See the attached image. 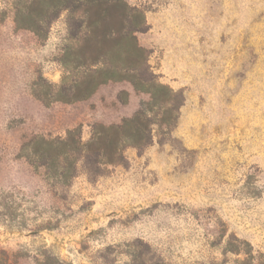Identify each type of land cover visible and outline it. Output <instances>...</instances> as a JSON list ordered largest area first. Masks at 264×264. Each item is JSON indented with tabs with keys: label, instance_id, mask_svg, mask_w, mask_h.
<instances>
[{
	"label": "rangeland",
	"instance_id": "obj_1",
	"mask_svg": "<svg viewBox=\"0 0 264 264\" xmlns=\"http://www.w3.org/2000/svg\"><path fill=\"white\" fill-rule=\"evenodd\" d=\"M128 3L143 13L140 72L173 89L168 104L125 81L63 100L88 72L78 28L64 11L38 36L16 22L31 0H0V264L263 259L264 0ZM137 112L149 141L116 163L77 155L66 179L36 155L42 138L89 142Z\"/></svg>",
	"mask_w": 264,
	"mask_h": 264
},
{
	"label": "trees",
	"instance_id": "obj_2",
	"mask_svg": "<svg viewBox=\"0 0 264 264\" xmlns=\"http://www.w3.org/2000/svg\"><path fill=\"white\" fill-rule=\"evenodd\" d=\"M64 11L69 14L71 26L79 30L73 47L78 49L76 60L88 72L80 82L61 86L66 96H71L63 100L86 98L101 85L125 81L135 90L148 94L152 103H170L173 89L140 72L147 65V49L139 44L136 35L143 13L129 5L128 0H31L29 6L23 5L17 11V26L43 36L46 18ZM71 62L75 61H65L67 71ZM66 79L65 76L63 83ZM150 125V117L137 112L118 124L96 125L89 142L82 141L78 129L70 130L65 138H42L36 146V155L45 168L52 165L63 168L62 176L67 179L77 155L93 157L91 162L98 165L116 163L123 147L140 146L149 141ZM239 264L252 263L245 258ZM256 264H264V256Z\"/></svg>",
	"mask_w": 264,
	"mask_h": 264
}]
</instances>
